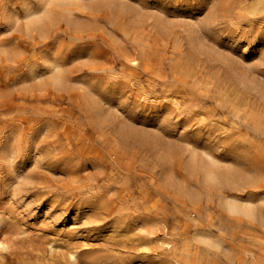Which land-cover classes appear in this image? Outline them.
<instances>
[{"label":"rangeland","instance_id":"rangeland-1","mask_svg":"<svg viewBox=\"0 0 264 264\" xmlns=\"http://www.w3.org/2000/svg\"><path fill=\"white\" fill-rule=\"evenodd\" d=\"M27 4L0 0V264H264V0Z\"/></svg>","mask_w":264,"mask_h":264},{"label":"bare ground","instance_id":"bare-ground-1","mask_svg":"<svg viewBox=\"0 0 264 264\" xmlns=\"http://www.w3.org/2000/svg\"><path fill=\"white\" fill-rule=\"evenodd\" d=\"M50 1L51 0H37V3H38V6H39V8L38 9H33V8H31L30 7V5L29 4H27V5H25L24 6V12H25V15H26V17L27 18H30V19H32L33 21H35V22H40V21H42V19L44 18V17H46V16H48V15H50V10H48L47 9V5L50 3ZM52 16V15H51ZM49 17V16H48ZM195 37V36H194ZM197 38V37H196ZM198 47V46H197ZM225 64H227V63H225ZM228 65V64H227ZM47 67H48V69H49V71L51 72V74H52V79H53V81L54 82H59L60 81V68H59V65L58 64H56L55 62H53V61H48L47 62ZM231 69H232V67H231ZM233 71V70H232ZM236 73V72H235ZM245 73V72H244ZM243 73V74H244ZM237 74V73H236ZM242 74V75H243ZM245 75V74H244ZM240 75H238L237 77H239ZM244 76H242V78H243ZM246 77V76H245ZM234 78V77H233ZM241 78V79H242ZM240 79V78H239ZM240 79V80H241ZM248 79V78H247ZM249 81H251V80H249ZM247 82V81H246ZM250 83H252V82H250ZM253 84V83H252ZM243 85H245V84H243ZM247 85H249V84H247ZM244 87V86H243ZM251 87V86H250ZM245 88H246V86H245ZM249 88V87H248ZM248 88H246V89H248ZM252 88H254V87H252ZM256 88H258V87H256ZM263 88V87H262ZM258 89H261V87L260 88H258ZM254 90V89H253ZM262 90V89H261ZM263 91V90H262ZM260 92V91H259ZM264 99V98H263ZM207 155V154H206ZM194 156V155H193ZM192 157V156H191ZM206 158V157H205ZM192 159V158H191ZM194 159V158H193ZM195 160V159H194ZM198 160H199V158H198ZM198 160H196V161H198ZM205 160V159H204ZM191 161V160H190ZM207 161L208 162H206V161H203V162H200V163H195V165L196 166H198V164H199V168H195V166H194V168H193V170H197V169H199L200 171L199 172H201L200 174H202V176H203V179H204V181H206L207 182V184L208 183H216L217 184V182H218V180H221L222 181V183H223V181L224 180H226V179H219V177H222L223 178V176H221V174L223 173L222 171H221V174L219 175V172H217L215 169H213L212 168V166H213V164H214V162H213V160H212V158L211 157H209V155H207ZM216 164V163H215ZM218 164V163H217ZM217 167V166H216ZM223 169V168H222ZM222 169H217L218 171L219 170H222ZM228 169V168H227ZM231 169V168H230ZM224 174V173H223ZM225 176H228V174L226 175L225 174ZM13 177L15 178V176L13 175ZM17 177V176H16ZM230 178V176H228V179ZM228 179H227V181H228ZM203 181V182H204ZM205 183V182H204ZM219 183V182H218ZM227 183V182H226ZM11 184H13V182L11 183ZM206 184V183H205ZM213 185V186H218L219 184H217V185ZM209 185V184H208ZM221 185V184H220ZM248 203V202H247ZM247 203H245V204H247ZM239 205V203L237 204L235 201H234V199H226L225 200V202H224V205H225V207H226V209L229 211V212H232V213H243V215L245 214L246 216H249V214L251 213V207L249 208L248 206L249 205ZM253 210V209H252ZM0 245H1V241H0ZM88 264V263H87Z\"/></svg>","mask_w":264,"mask_h":264}]
</instances>
